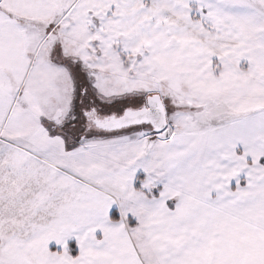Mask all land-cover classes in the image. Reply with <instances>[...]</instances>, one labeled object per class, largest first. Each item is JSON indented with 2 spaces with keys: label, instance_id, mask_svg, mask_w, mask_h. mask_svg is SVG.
Returning a JSON list of instances; mask_svg holds the SVG:
<instances>
[{
  "label": "snow or ice",
  "instance_id": "snow-or-ice-1",
  "mask_svg": "<svg viewBox=\"0 0 264 264\" xmlns=\"http://www.w3.org/2000/svg\"><path fill=\"white\" fill-rule=\"evenodd\" d=\"M0 264H264V0H0Z\"/></svg>",
  "mask_w": 264,
  "mask_h": 264
}]
</instances>
